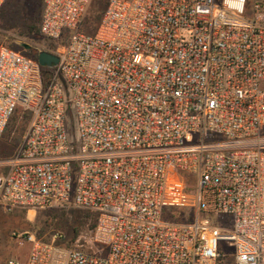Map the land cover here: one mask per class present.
<instances>
[{
	"label": "built area",
	"instance_id": "1",
	"mask_svg": "<svg viewBox=\"0 0 264 264\" xmlns=\"http://www.w3.org/2000/svg\"><path fill=\"white\" fill-rule=\"evenodd\" d=\"M92 2L44 0L54 68L0 47V139L29 116L0 204L94 213L95 249L6 264H264V0H107L86 34Z\"/></svg>",
	"mask_w": 264,
	"mask_h": 264
},
{
	"label": "rangeland",
	"instance_id": "2",
	"mask_svg": "<svg viewBox=\"0 0 264 264\" xmlns=\"http://www.w3.org/2000/svg\"><path fill=\"white\" fill-rule=\"evenodd\" d=\"M12 38L19 37H14L11 32L0 28V47L7 46L6 43ZM20 39L18 43L33 45L36 49H48L49 46L45 38L36 41ZM28 126L29 121L20 119L19 115L10 122L6 134L0 139V171L16 156ZM86 212L78 208L9 211L0 204V264H6L10 260L25 262L32 249V243L28 240L31 234L42 238L44 242L66 246L72 241L75 227H80L81 237L73 246L94 250L95 247L90 241L94 230L91 224L95 223V219L86 217ZM57 232L62 233L63 238L55 241L53 236ZM222 262L236 264L231 248Z\"/></svg>",
	"mask_w": 264,
	"mask_h": 264
},
{
	"label": "trees",
	"instance_id": "3",
	"mask_svg": "<svg viewBox=\"0 0 264 264\" xmlns=\"http://www.w3.org/2000/svg\"><path fill=\"white\" fill-rule=\"evenodd\" d=\"M106 3V0H93L81 24V31L83 33L94 34L96 32L98 25L100 24L105 13ZM43 5L44 0H7L2 5V7L0 8V28L11 32L14 37H19L15 39H9V41L6 43V47L17 50L19 52H24L27 57L38 60L40 49H36L33 45H31V49L26 50L24 47L20 46L18 42L20 38L35 41L40 38H45L40 32ZM48 43V49L55 48V45L52 41L48 40ZM52 72L53 70L51 69H44L47 80H49V74ZM23 118L24 120L29 121L28 115H24ZM84 215L88 218H94L96 222V215L94 213L87 211ZM167 215L168 217L176 221L189 222L192 220L194 211L191 209H170L167 211ZM95 226L96 223L91 224L92 229H94ZM80 236V227H75L72 241H70L65 247L74 248L73 245L76 243ZM219 250L221 253L219 264H223L222 260L226 257V254L230 250V248L226 243H221L219 246Z\"/></svg>",
	"mask_w": 264,
	"mask_h": 264
},
{
	"label": "water",
	"instance_id": "4",
	"mask_svg": "<svg viewBox=\"0 0 264 264\" xmlns=\"http://www.w3.org/2000/svg\"><path fill=\"white\" fill-rule=\"evenodd\" d=\"M19 45L26 50L31 49L30 45L24 43H19ZM38 62L42 67L54 68L59 64V57L48 51H42L38 54Z\"/></svg>",
	"mask_w": 264,
	"mask_h": 264
}]
</instances>
